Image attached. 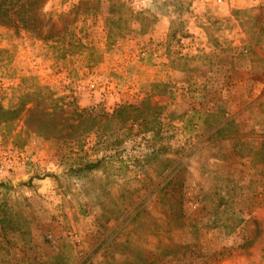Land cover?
Returning <instances> with one entry per match:
<instances>
[{"label":"rangeland","instance_id":"obj_1","mask_svg":"<svg viewBox=\"0 0 264 264\" xmlns=\"http://www.w3.org/2000/svg\"><path fill=\"white\" fill-rule=\"evenodd\" d=\"M103 1L49 0L75 20L60 42L0 28V104L40 86L161 113L75 139L0 125V264H264V0Z\"/></svg>","mask_w":264,"mask_h":264},{"label":"trees","instance_id":"obj_2","mask_svg":"<svg viewBox=\"0 0 264 264\" xmlns=\"http://www.w3.org/2000/svg\"><path fill=\"white\" fill-rule=\"evenodd\" d=\"M48 2L49 0H0V28L7 29L16 35L20 32H26L32 38L43 43L64 40L66 34L70 31L71 25L75 24V20H70L68 23L65 20L68 17H65L64 14L46 13L45 7ZM107 2L108 0H105L100 4L104 10L109 9ZM6 53V51L0 50V55ZM158 86L159 84H155V82L150 85L151 90H155ZM19 95V100L13 107L6 108L0 104V125L10 127L15 122L23 120L27 132L47 139L62 137L75 139L78 137L76 134L79 131L81 133L90 132L92 129L93 132L98 131V129L109 125L114 120H118L123 125L130 124L133 126L142 119L141 125L143 123L148 124L153 120H157L161 113L160 109L156 110L151 106L153 97L151 93L138 104L119 106L112 114L107 113L100 105L89 110L78 106H75L74 110H68L65 105L61 104L60 100H53L52 98H50L51 102L48 103L51 105L47 107L46 102L49 101V95L40 86H37L34 90H21ZM33 96H38L39 100L32 102L31 98ZM228 119L227 116L226 120ZM146 132L152 133L154 136L158 134L155 129H148ZM104 160L105 158H102L93 161V163H88L83 169L85 171H96ZM168 178L169 176L166 177L164 182ZM184 201L183 199L179 200L180 207L184 206ZM180 210L181 216H184L183 209ZM200 229V232L211 230L207 226ZM173 242H170L167 247L172 248ZM199 245H201V242H198L197 246ZM226 247V245H222L220 251L213 250L209 254L204 253L200 256L212 263L214 259H217V256L221 258L226 253ZM184 248L178 246L173 251L178 255ZM200 249L202 248L200 247Z\"/></svg>","mask_w":264,"mask_h":264}]
</instances>
